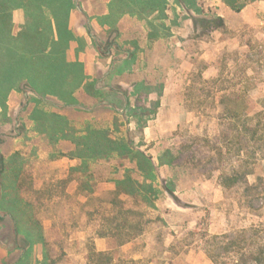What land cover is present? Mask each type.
Wrapping results in <instances>:
<instances>
[{
  "label": "rangeland",
  "instance_id": "obj_1",
  "mask_svg": "<svg viewBox=\"0 0 264 264\" xmlns=\"http://www.w3.org/2000/svg\"><path fill=\"white\" fill-rule=\"evenodd\" d=\"M52 1L54 41L42 62L13 59L21 53L18 46L0 43V158L17 160L11 173L17 190L10 199L21 197L22 211L42 227L49 249L47 254L41 243L30 248L18 233L0 186L3 264H92V253L86 261L91 248L108 250L115 264H215L212 255L235 264L243 249L225 247L238 238L258 253L264 245V147L255 164L247 151L238 152V125L227 118L223 101L245 96L249 106L264 111V0H248L241 11L225 0H142L145 8L126 12L142 23L130 26L134 36L98 19L110 29L93 28L95 62L85 92L70 104L64 101H71L81 82L80 64L67 62L64 54L73 39L67 20L75 5ZM153 3L160 7L152 9ZM24 17L27 23L24 8L14 11L13 35L26 24ZM216 17L224 24L208 27ZM75 23L86 26L83 18ZM127 50L139 61L130 70L113 68ZM36 111L63 115L79 130L106 128L113 137L132 141L157 169L152 202L117 195V180L126 170L143 180L127 159L90 162L85 172L72 171L82 161L64 155L75 151V144L40 132ZM235 169L253 173L227 189L221 175ZM254 183L262 194L251 201L245 192ZM138 223L141 228L132 226Z\"/></svg>",
  "mask_w": 264,
  "mask_h": 264
},
{
  "label": "trees",
  "instance_id": "obj_2",
  "mask_svg": "<svg viewBox=\"0 0 264 264\" xmlns=\"http://www.w3.org/2000/svg\"><path fill=\"white\" fill-rule=\"evenodd\" d=\"M247 1L225 0L226 4L235 11H241ZM52 4V0H0V43L5 42L17 45L21 51L18 55L14 54L16 57L12 56L13 59L18 58L20 62L27 61L37 66L38 62H42L46 58L49 46L54 41L52 21L48 13H50L49 9L51 6L55 7V10L57 7ZM146 4H141L142 9L145 8ZM158 7H160L159 4L153 3L151 5V8L154 10ZM18 8L25 9L28 21L18 34L13 35V14ZM208 23V27H220L224 24V20L222 17H216V19ZM134 55L133 53L132 56ZM223 102L227 118L235 121L238 125L236 129L238 152L247 151L251 155L250 158L253 160V164H255L261 159L258 156L257 150L264 147V111H256L255 105L249 106L250 101L245 96H237L232 100L225 97ZM142 115H148V113L143 112ZM33 118L38 123V130L46 133L51 139H69L75 144V151L64 155L70 159L82 161L79 166L72 168V171L85 172L90 162L110 160L114 157L127 159L135 163L136 170L143 176V180L133 176L131 174L132 169L126 170L124 176L117 180V195L140 198L147 203L152 202V197L157 193V189L153 185V181L157 176V169L152 157L137 148L132 141L126 138L113 137L112 132L106 128H97L89 125L84 130H79L73 127L65 116L57 113L49 114L36 111ZM141 127L143 129L146 125H141ZM245 137H247L246 141ZM16 162L17 160L13 158L9 162L0 158V186L3 189L2 200L5 204L11 206V209L6 208L12 213L16 220L18 233L23 234L27 238L30 248H33L34 244L42 242L48 254V242L43 238V235H40V233L42 234V227L37 222L33 223L34 220L31 212H28L26 215V212L22 211L24 208L22 207L23 202H21L20 196H14V200L10 199L12 192L17 190L11 182V173L17 170L16 165H14ZM252 173V170L242 173L235 169L231 175H221L222 185L227 189L233 188L244 182L245 177ZM261 194L259 184L247 185L245 195L251 201L259 198ZM140 225L141 223L132 226L141 228ZM126 228L127 223L118 226L117 230L112 233L113 236L118 237ZM132 239L133 237L124 239L120 242L119 246L129 243ZM242 240L244 241L245 239H235L225 247L229 248L232 245H237L243 249L242 252L239 251V258L234 260L235 264H264V245L256 253L251 251V249L246 250L247 247L242 245ZM90 253H92V264H115V258L109 251L99 252L91 248ZM217 256L212 255L215 264H223Z\"/></svg>",
  "mask_w": 264,
  "mask_h": 264
},
{
  "label": "crops",
  "instance_id": "obj_3",
  "mask_svg": "<svg viewBox=\"0 0 264 264\" xmlns=\"http://www.w3.org/2000/svg\"><path fill=\"white\" fill-rule=\"evenodd\" d=\"M141 1L142 0H74L75 9L71 11L70 17L67 20L68 28L66 26L70 36L73 35V39L69 40V44L64 50L65 51L64 54L66 56L67 62L69 63L78 62L80 64L79 70L81 71L80 72L81 82L80 84L76 85L75 88H73L71 101H64L66 104L73 103L75 98L83 95V92H85L84 87L87 81L88 68L95 62V58L93 56L94 54H93L92 44L94 43V41L97 42L98 39L97 36L95 35L93 28L102 31H106L110 29V27L108 26L106 28H102L101 25L99 24L98 19L107 20L108 22H111L113 25L118 26L121 34L127 33L128 34L127 36H129L130 34H133L134 36L135 34L134 32L129 33L130 31L129 28L132 24H136V23L142 24L141 20H139V18H137L136 15L132 16L130 13H126V12L128 9L132 7L136 9L139 8L141 6L140 3ZM23 13L24 11L22 13H18L20 18L23 15ZM120 15L121 16L123 15L122 16L123 18L119 20V22L117 23V19L119 18ZM81 18L84 19V24L86 25V26L84 25L85 29L76 26L75 21ZM22 21L24 24L26 23L25 17ZM111 23L109 24L111 25ZM81 26H83V24H81ZM79 36L81 37L82 40L78 39L77 41V38ZM130 39H133V37L131 36ZM119 49L122 50L121 47H119ZM133 53L135 54V52L127 50L126 57H121L119 59L114 60L112 63V67L113 68L117 66L119 68L126 67V69L130 70L132 66L134 67L136 61L135 59L136 55L132 56ZM137 61H139V59ZM133 71L135 72V69L132 70V72ZM129 73H126L125 75ZM94 90L96 91V87ZM52 97L56 98V96L54 95ZM110 105L113 107L112 104ZM43 238L46 239V237L44 236ZM39 243L42 244V242ZM86 251H87L86 252L87 255L86 261H87L89 259L88 256H90V251L88 249ZM97 251L106 252L108 250L97 249ZM0 264H3V260L1 259H0Z\"/></svg>",
  "mask_w": 264,
  "mask_h": 264
}]
</instances>
